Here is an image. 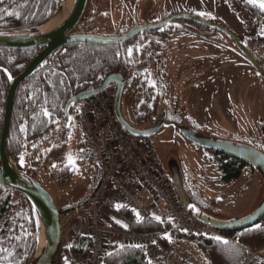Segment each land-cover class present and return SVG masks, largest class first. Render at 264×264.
I'll list each match as a JSON object with an SVG mask.
<instances>
[{
  "label": "flooded vegetation",
  "instance_id": "flooded-vegetation-1",
  "mask_svg": "<svg viewBox=\"0 0 264 264\" xmlns=\"http://www.w3.org/2000/svg\"><path fill=\"white\" fill-rule=\"evenodd\" d=\"M216 1L221 6L227 5L236 14L241 33L238 32L237 34L235 31L223 27L215 20L216 17L215 19L205 20L199 14L189 12H172L164 17L157 15L152 17L147 12L149 7L154 6L151 0H88L82 19L70 33L72 35L90 34L107 39L121 40L135 28L140 29L143 26L165 23L158 27L140 31L126 40L113 43L97 44L77 40L67 42L52 52L38 66L36 71L24 79L19 86L44 68L55 53L58 55L56 59H60L57 64L61 67V57L65 54H71L73 58L78 57L80 61L88 56L86 52H82L83 46L81 44L89 45L91 47V57H100L101 61H104L105 54L108 55V52H113L116 57L110 67L102 66L95 69L94 65L91 64L92 61H81L80 70L82 72L88 70L85 74L80 75H78L80 72L78 70V82H75L68 89V94L64 99V108L69 99L78 96L89 88H99L107 78L114 76L119 84L112 82L109 88L114 90V107L116 103L123 122L137 130H148L155 127L157 123L160 124L159 129L148 137L151 138L163 162L168 159H180L177 148L180 139L205 151L206 158L216 166L221 180L225 184L235 181L227 178L226 164L231 162L240 165L238 162L240 161L244 164L241 173L245 168H249L253 172L254 170L248 164L233 156L195 145L181 132V128L186 127L205 135L230 140L222 137L212 129L215 124L212 119H216L220 125L231 127L251 126L252 129L246 130L247 133L244 134V138L247 139L246 142L234 139L230 141L250 145L261 152V147L264 148V130L260 129L263 127L257 126L259 123H263V112L261 110L251 111L249 115L244 112L243 106L246 105L243 91L245 87L241 82L244 77L245 86H250L253 84L251 78L256 77L260 81H256V91L257 93L260 92L259 88L264 83V41L248 39L247 31L239 15L243 11L236 9V6H259L250 3L249 0ZM17 5L18 1L16 0H0V24L3 15L13 11ZM259 8L261 9V7ZM106 11L111 16L120 12L122 22L118 25L114 24L117 22L109 23L111 20H108L104 22L106 24L104 27L101 26L102 31L98 32V24L100 20H104ZM158 11L159 7H155L154 12L157 13ZM262 11L257 15L260 21L264 20ZM210 24L220 26L233 33L239 41H235L225 32ZM223 35L226 36L227 40L220 39ZM190 37L194 40L188 41ZM104 48H106L105 51ZM36 49V53L26 64L23 62L17 63V66H20L22 70L12 78L22 73L41 50L40 48ZM72 66L74 68L71 71L75 73V64H71L67 68ZM232 67L235 70H241V72L234 73V78H232L231 73ZM60 69L61 74L66 76L69 84L68 71L65 69L66 71L63 72V69ZM183 80L187 81V87H182L181 81ZM217 80L220 82L219 84ZM176 82L181 89L175 87ZM119 86H121V92ZM183 88L186 90L184 91ZM215 97L216 100L213 102L212 98ZM79 103L80 101L76 102L70 108V120L67 119L64 113L67 125L73 124L70 134L74 126L78 125L80 127L78 118L75 115V108ZM27 106L26 102L25 107L19 111V114L22 113L21 116H17L16 126L18 127L23 126L24 121L28 119ZM255 107H258V105ZM153 136L156 137V145ZM81 140H83L82 132ZM180 166L186 190L193 197L192 199L201 207L213 208L197 189L195 179L191 178L186 167L182 163ZM211 202L215 203L213 200Z\"/></svg>",
  "mask_w": 264,
  "mask_h": 264
},
{
  "label": "trees",
  "instance_id": "trees-1",
  "mask_svg": "<svg viewBox=\"0 0 264 264\" xmlns=\"http://www.w3.org/2000/svg\"><path fill=\"white\" fill-rule=\"evenodd\" d=\"M16 1H18V5L15 9L3 15L0 31H30L39 28L53 16L61 2V0ZM236 9L243 11L239 15L247 31L248 39L264 41V20L260 21L257 18L262 10L254 5L236 6ZM262 13L264 14V11ZM81 46H83L82 52L88 54L81 61H92L91 64L94 65L95 69L102 66L110 67L116 57L113 52H108V55L105 54L104 61H101L100 57H91L89 45L81 44ZM105 50L106 48H104ZM36 51L37 49H0V135L9 77H13L22 70L20 66H17L18 62L26 64ZM56 57L58 55L55 53L44 68L18 87L11 110V122L5 151L7 158L18 171L25 173L40 184L43 182L40 171L45 166L46 161L44 155L48 153L56 161L55 169L49 176L50 178L56 177L57 186L65 188L71 183L75 175V164H64L59 156L60 150L67 144L73 126L72 123L67 125L65 121L64 99L70 86L72 87L75 82H78L77 76L85 74L88 69L82 72L80 70L82 65L80 58H73L71 54H65L61 57V67H59L57 61L60 59H56ZM71 64H75V73L71 71L73 66L67 68ZM60 68L63 69V72L68 71L69 84L66 76L61 74ZM78 70L80 72L77 75ZM26 102L28 119L24 121L23 126L18 127L16 126L17 116H21L22 112L19 114V111L25 107ZM77 107L75 108L76 116ZM51 141L54 143H52L51 151L48 152L46 147ZM76 146L77 152L86 157L77 162L85 163L86 160L98 159L101 163L102 175L103 166L99 154L86 145L84 140L79 141ZM238 162L240 165L231 162L226 164L228 179L236 180L239 178L244 164ZM88 195L81 202L69 206L62 205L59 207L56 203L57 208L61 214L70 213L79 205H84ZM184 212L191 217L189 211L185 210ZM101 214L104 225L109 230L155 234L156 242L163 251L164 264V251L169 248L172 240L179 238H187L193 241L209 264H249L245 263L248 253L244 246L249 245L258 250L264 248V228L255 225L240 231H221L232 240L222 238L216 240L215 237L204 235L182 234L170 222L161 221L154 217L143 220L137 219L132 211L124 207L117 209L102 208ZM37 232L36 217L26 197L14 190L0 186V264H29L35 251ZM91 247L92 240L90 238L77 235L72 239L69 251L74 257H84ZM64 253L63 248L60 249L53 264H64L62 262ZM103 264H151V262L145 247L124 244L110 246Z\"/></svg>",
  "mask_w": 264,
  "mask_h": 264
},
{
  "label": "built area",
  "instance_id": "built-area-1",
  "mask_svg": "<svg viewBox=\"0 0 264 264\" xmlns=\"http://www.w3.org/2000/svg\"><path fill=\"white\" fill-rule=\"evenodd\" d=\"M114 90L107 88L80 101L77 118L86 145L94 149L102 160V176L88 195L80 214L61 216L62 239L60 249L64 264H103L112 245L145 247L151 264H164L163 251L152 233L112 231L105 227L102 208H127L137 219L152 216L158 205L168 221L186 235H204L232 240L221 231L199 223L185 214L168 178L151 138L126 132L119 125L114 112ZM143 198L151 200L143 203ZM264 228V215L256 226ZM81 235L92 240V247L84 257H74L70 249L72 239ZM248 253L245 263L259 264V251L244 246Z\"/></svg>",
  "mask_w": 264,
  "mask_h": 264
},
{
  "label": "water",
  "instance_id": "water-1",
  "mask_svg": "<svg viewBox=\"0 0 264 264\" xmlns=\"http://www.w3.org/2000/svg\"><path fill=\"white\" fill-rule=\"evenodd\" d=\"M87 3L88 0H69L70 5L67 14H63L60 20L47 31L41 32L40 28H46L51 20H58L65 6L64 0H61L59 7L53 16L39 28L30 31H0V49H41L22 73L14 78L9 77V86L4 102L3 121L0 135V186L24 195L29 201L37 221L38 232L36 247L29 264H53L60 250L62 227L61 213L59 212L51 193H49L42 184L31 179L25 173L18 171L6 155L5 146L9 130V119L19 84L32 75L38 66L43 63L52 52L67 42L77 40L97 44L113 43L126 40L140 31L158 27L165 23L161 22L158 25L143 26L140 27V29L135 28L121 40L107 39L102 36L90 34H70L82 19ZM210 25L225 32L235 41H239L233 33L226 29L214 24ZM112 82L119 84L113 76L107 78L99 88H89L78 96L69 99L64 108V113L67 119L70 120L69 110L73 104L103 91L108 88ZM120 90L121 86H119V91ZM114 108L118 123L126 132L135 135L151 136L159 129V123L148 130L133 129L121 119L116 103ZM181 132L187 139L199 147L213 149L245 162L254 170L261 182L260 197L256 205L248 213L234 216H223L211 209L199 206L192 199L185 188L180 166L181 161L179 159H168L166 162L162 161L165 172L184 209L189 211L191 217L196 221L220 231H240L253 226L264 214V154L250 145L205 135L191 128H181Z\"/></svg>",
  "mask_w": 264,
  "mask_h": 264
},
{
  "label": "rangeland",
  "instance_id": "rangeland-1",
  "mask_svg": "<svg viewBox=\"0 0 264 264\" xmlns=\"http://www.w3.org/2000/svg\"><path fill=\"white\" fill-rule=\"evenodd\" d=\"M151 2L154 6H151V8L149 7L147 12L152 17L154 15L164 17L168 13L172 12H189L193 14H199L201 18L205 20L215 19L216 17L215 20L218 21V23L223 27H226L231 31H235L237 34L238 32L241 33V28L239 25L240 23H238L236 14L227 5H219L216 0H151ZM155 7H159V11L157 13L154 12ZM262 10L264 11V9ZM201 13H204V15H201ZM104 14V20H100L97 27L98 32L102 31L101 26L104 27L106 25L104 22L108 20H111L109 23L117 22L114 24L118 25H120V22H122V17L120 18V12L113 16H111L108 11H106ZM139 19L140 18L138 17V20ZM225 37L223 35L220 37V39L227 40ZM193 40L194 39L191 37L188 39V41ZM238 72H241V70H235L234 67H232V78L235 77L234 73ZM242 74L244 75V73ZM251 80L253 81V84L250 86H245V78L243 77L241 79V82H243L245 87L243 95L246 106L242 105L243 110L248 115L251 111L261 110V112H263V123H259L257 126L263 127L260 129L264 130V83L259 88L260 92L257 93L256 81L259 80L256 77H252ZM181 82L182 87H187V81L183 80ZM217 83L219 84L220 82L217 80ZM247 83H249V81H247ZM175 87L181 89L177 82ZM183 90L185 91L186 89L183 88ZM212 100L214 102L216 97L212 98ZM257 105L258 107H255ZM212 120L215 123L212 129L222 137H226L230 140L234 139L246 142L247 139L244 138V134L247 133L246 130L252 129L250 128L251 126L245 125L239 127L220 125L218 120ZM152 138L154 139V143L156 145V137L153 136ZM80 140L81 129L78 125H76L69 135L67 144L59 152V156L62 158V162H64V164H72L69 161V155H71L75 164V175L71 183L65 188L57 186L56 177L50 178L49 174L53 169H55L56 161L51 158L48 153L44 155V159L46 160L45 166L40 171L43 180L42 184L49 191V193H51L59 207L62 205L69 206L84 200L86 195H88L93 190V187L97 185L101 177V163L98 159L95 158L91 161L86 160L84 161L85 163L77 162L86 158L84 155L77 152L76 145ZM179 141L180 143L177 144L180 158L179 160L181 161L182 165L186 167L191 178L195 179L196 187L201 192L203 198L209 201L211 206H213V208L210 207L211 210L223 216H234L246 214L256 205L260 197L261 182L255 172L251 171L249 168H245L238 179L225 184L221 180L220 173L218 172L216 166L212 161L206 158L207 156H205V151L187 143L186 141L184 142L180 139ZM52 143L54 142L51 141L49 146L46 147L48 152L51 151L53 145ZM261 150L264 154L263 147H261ZM212 200L215 201L214 204L211 202ZM83 210L84 205H79V207L75 208L72 213L79 214ZM174 243L175 241H172L169 247L173 248L175 246ZM258 251L259 264H262L261 261L264 263V248Z\"/></svg>",
  "mask_w": 264,
  "mask_h": 264
},
{
  "label": "crops",
  "instance_id": "crops-1",
  "mask_svg": "<svg viewBox=\"0 0 264 264\" xmlns=\"http://www.w3.org/2000/svg\"><path fill=\"white\" fill-rule=\"evenodd\" d=\"M142 201L145 204H150L151 202V200H149L148 198H143ZM81 213L82 211L80 212V214ZM70 214H75V213L70 212ZM163 216H164V212L162 211V209L158 208V205L153 208L152 217L154 218L159 217L158 220H160ZM172 241L173 242L175 241L174 243L175 246L173 248L169 247L164 251L165 264H209L208 260L203 256L201 251L196 248L195 243L193 241L187 238H179ZM261 263L264 264L262 261Z\"/></svg>",
  "mask_w": 264,
  "mask_h": 264
},
{
  "label": "bare ground",
  "instance_id": "bare-ground-1",
  "mask_svg": "<svg viewBox=\"0 0 264 264\" xmlns=\"http://www.w3.org/2000/svg\"><path fill=\"white\" fill-rule=\"evenodd\" d=\"M64 3H65V6H64V9L62 10V12H61V14H60V16H59V18H58V20H51L50 22H49V24H48V26H46V28L45 27H43V28H40V31L41 32H43V31H47V30H50L59 20H60V18H61V16L63 15V14H67V12H68V8H69V0H64ZM133 84V83H132ZM170 245V244H169ZM191 260V259H190Z\"/></svg>",
  "mask_w": 264,
  "mask_h": 264
},
{
  "label": "snow or ice",
  "instance_id": "snow-or-ice-1",
  "mask_svg": "<svg viewBox=\"0 0 264 264\" xmlns=\"http://www.w3.org/2000/svg\"><path fill=\"white\" fill-rule=\"evenodd\" d=\"M250 3L253 4H258L259 7H261L262 9H264V0H249ZM201 15H204V13H201ZM47 115V112L45 113ZM69 161L71 163H74L73 158L71 157V155H69ZM157 219H159V217H157ZM257 227H259V225H257ZM216 240H220V237H215Z\"/></svg>",
  "mask_w": 264,
  "mask_h": 264
}]
</instances>
